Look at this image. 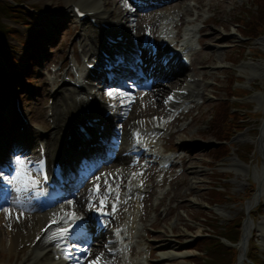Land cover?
<instances>
[{"label":"rangeland","instance_id":"374dc122","mask_svg":"<svg viewBox=\"0 0 264 264\" xmlns=\"http://www.w3.org/2000/svg\"><path fill=\"white\" fill-rule=\"evenodd\" d=\"M106 1L108 0H103V2L106 3ZM65 0H25L23 3L20 4H16L17 7H21V10L16 11L15 15L13 16V18H15L16 20H19V16L22 15V12H26L27 8L30 9L29 11V15L28 19L32 20V22L34 21H39L40 17L42 16V20L43 21H47V18L45 17L46 15L52 18H54V20L56 19H61L62 17H59L58 14L60 12H62L64 15H68L65 7ZM23 8V10H22ZM56 10H60V11H55ZM106 9L108 11H110V8L107 6L106 4ZM41 10V11H38ZM54 10V11H53ZM24 16V15H22ZM65 19L61 28L57 31V35L54 39V42L51 43V50H49V53H52V55L47 58L46 60H44L43 63H38L39 66L37 68V72L35 74H33L34 76V80H35V84H37V88H35L36 90L38 89V92L36 93L35 96H30V94L24 92H19L18 94V99L21 101L22 106H23V110L24 113H26V115L30 118V120L33 122L31 124L35 125V120H41L44 122L40 123L39 125L42 126V128H46L48 127V124L45 122V112H46V107H47V103L46 101V96H47V92H48V88L49 86L46 84V79H45V73L49 72L50 68L56 64L58 61L61 60L62 56H63V51H64V47H66V44L68 43L69 38L72 35H75L77 32L76 28H73V21L70 19V17L68 16L67 18H63ZM3 22H8L11 23V20H8L7 17H3L2 18ZM22 25H26V24H22ZM22 32L21 35L16 31V35L22 36V38H18L19 42H21V44L16 43L15 41H9L11 43H9V47L14 48L13 49V55L14 56H19V54L22 52V44H24V40L26 41V43H28V40L30 38V36L26 35L28 28H22ZM33 32H38L37 29H30ZM8 35V33H7ZM38 36V35H37ZM72 45V44H71ZM8 49L7 46H4V48L2 50H5L7 53L8 51L6 50ZM9 50V49H8ZM1 51V49H0ZM15 57V58H16ZM20 87V86H19ZM19 91V90H18ZM145 99L149 100L151 99L152 102H150L147 105V109L149 110H153L155 103H156V99L155 96H146L144 97ZM158 103V102H157ZM146 104V103H145ZM157 108H158V104H157ZM128 110L126 111L127 114L130 113L131 118H142L144 117L145 114H147V111H141L142 107L139 103L137 104H133V105H129ZM28 122L29 119H28ZM198 157L200 156V154L197 155ZM230 202L229 203H222L220 208H224L226 211L228 210V208L230 207ZM20 219V218H18ZM25 221H28V218L25 220H18L17 223L19 225H17V228H20L21 225L27 226V223Z\"/></svg>","mask_w":264,"mask_h":264},{"label":"bare ground","instance_id":"6f19581e","mask_svg":"<svg viewBox=\"0 0 264 264\" xmlns=\"http://www.w3.org/2000/svg\"><path fill=\"white\" fill-rule=\"evenodd\" d=\"M75 0H66L67 4H70L71 2H74ZM78 4L81 5L85 10H92L93 11V14L97 17L98 20H101L100 18L102 16L106 17L107 14L105 13V11L101 8V0H77ZM88 41L92 42V45L91 47L89 48V50L93 49L94 47H96V40H94V38H87ZM84 72V69L81 68L79 69V75L81 76L82 73ZM169 74L168 72L164 71L163 72V75H167ZM131 79V78H130ZM87 80V84L90 85V82H89V78L87 77V75H85V77L82 79V81L80 80V78H78V80L76 81L77 83H85V81ZM132 80V79H131ZM87 85V86H88ZM91 86V85H90ZM72 88H77L76 86H73V85H70V87H66L64 88V90L67 91V93H69V100L66 101L64 103V106L63 108L65 109V111L62 112V114H58V119H56L54 117V122L53 124L55 123V128L57 130L53 131L54 132V135L59 132V130L61 131L62 128H64V123H65V120L67 118H69L68 114L77 107V105L81 104L82 102H84V98L83 96H81V89H78V91H71ZM59 91V90H58ZM83 92V90H82ZM86 94H89V92H86ZM60 100V95H58L56 97V99L54 100L53 104L55 105L57 103V101ZM102 106H104V104L102 103ZM16 124L18 125H22L21 122H19L18 120L16 121ZM108 130H110V128H108ZM110 132L112 133V131L110 130ZM26 143L28 144L29 141L27 140ZM54 143H52L53 145ZM263 167H264V164H263ZM27 173L29 174H32L31 170H30V167H27V169L25 170ZM23 171L22 169V172H25ZM264 176V173L263 171L261 172H257V179L259 178H262ZM25 178H28L25 177ZM28 180V179H26ZM29 181V180H28ZM44 218H45V215L43 212H41L39 209H35L34 210V217L28 222V226H34V225H38L39 226L41 225V223L44 221ZM24 229H27V228H24ZM27 230H23V232H21L17 237H12L11 238V242L8 243V247L7 249L5 250L6 252H9V253H21V251H18V249L20 247H25V248H28V249H31L30 248V244H29V241L31 239V237L34 235V234H37L39 232V227L37 226L35 228V231H30V232H27ZM170 254V253H168ZM176 255L175 252H173V254H171L169 257L170 258H173L174 256ZM54 263V264H63V262L61 260L59 261H53L52 258L50 256H41L39 253L31 256L29 258V261L28 259H25L24 260H21L19 261L17 264H51V263Z\"/></svg>","mask_w":264,"mask_h":264},{"label":"snow or ice","instance_id":"6c2138e0","mask_svg":"<svg viewBox=\"0 0 264 264\" xmlns=\"http://www.w3.org/2000/svg\"><path fill=\"white\" fill-rule=\"evenodd\" d=\"M108 95L109 96H112L113 93L112 92H109ZM17 159H19V158H17ZM20 163H22V162H20ZM25 177H27V172L26 171L25 172H18L17 173V179H19L26 186L29 181L28 180H25L24 179ZM97 179H99V178H97ZM109 190H111V189H109ZM94 191H99V186L98 185L95 186ZM103 203L104 202L101 201V204H103ZM66 215L74 216V214H66ZM55 222H57V221H53V223H55ZM68 231H69V228H60V229L57 230L56 233H53V235L50 237V239H56L57 236H63L66 233H68ZM91 264H99V257L97 258L96 261L91 262Z\"/></svg>","mask_w":264,"mask_h":264}]
</instances>
